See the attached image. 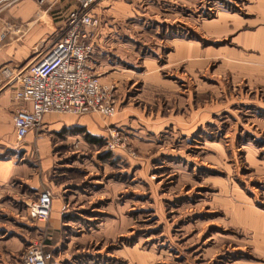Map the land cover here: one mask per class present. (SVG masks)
<instances>
[{
  "label": "rangeland",
  "instance_id": "rangeland-1",
  "mask_svg": "<svg viewBox=\"0 0 264 264\" xmlns=\"http://www.w3.org/2000/svg\"><path fill=\"white\" fill-rule=\"evenodd\" d=\"M7 1L0 94L18 86L5 68L40 58L70 8ZM131 11L100 33L105 67L119 69L108 80L116 114L85 135L42 124L35 140L52 160L34 144L0 183V264H25L35 242L49 264H264V0H141ZM44 188L68 203L58 228L29 217Z\"/></svg>",
  "mask_w": 264,
  "mask_h": 264
},
{
  "label": "built area",
  "instance_id": "built-area-1",
  "mask_svg": "<svg viewBox=\"0 0 264 264\" xmlns=\"http://www.w3.org/2000/svg\"><path fill=\"white\" fill-rule=\"evenodd\" d=\"M75 3L47 50L23 71L5 68L11 83H17L14 93L19 103L13 122L16 138L24 139L38 129L46 114L58 112L73 115L100 113L112 117L118 109L116 88L101 81L93 63V40L99 27L97 7L103 0H69ZM7 0H0V45L8 33L6 25ZM51 0H40L45 6ZM117 137L112 133L108 141L115 148ZM54 194L44 188L28 205L29 217L49 222ZM53 254L42 243L35 242L24 256L25 264H49Z\"/></svg>",
  "mask_w": 264,
  "mask_h": 264
},
{
  "label": "crops",
  "instance_id": "crops-1",
  "mask_svg": "<svg viewBox=\"0 0 264 264\" xmlns=\"http://www.w3.org/2000/svg\"><path fill=\"white\" fill-rule=\"evenodd\" d=\"M53 1H55V3L64 1L66 4H68L70 6L69 10L67 11L68 13L72 9H74L76 6L73 1H69V0H53ZM137 1H141V0H103L99 3L97 7L100 24H99V27L95 31V36L93 40L92 63L98 73H99V70L105 69L104 73H106V76H103V77L101 76V81L104 83H110V81L108 80L112 79L113 78L112 76H114L116 72H119V69H117L113 65H110L111 68L105 67L104 60L106 58L103 57V54H102V48H103L102 43H103V39H105L106 37L104 36V32L105 30L108 31V29L113 30V28L107 27L108 24H106V26H103V21L106 19L108 15L124 16V15H128L129 12L132 13L131 10H133ZM25 13L27 14L26 15L27 17L30 16L31 14L30 11L25 12ZM68 13L66 15H65V11L63 12L59 11L57 13L60 15L59 18H63V21H62L63 23H58L60 24L59 28L65 24V19ZM100 33L103 34L102 36L103 39L100 36ZM182 41L180 44L181 48L179 47L180 48L179 54H181L182 49H184L183 46L185 43L183 44ZM110 69H115V70L114 72H110L111 71ZM154 76H157V74H154ZM15 91L16 89L14 90V89L8 88L2 94H0V142L1 143L5 142V147L2 146L1 148L3 150H6L7 154L10 155L9 157L5 159H0V183H5L8 177L11 176L13 172V165H15L13 158L16 157V155L21 150H27V151L30 150V148H32L34 144H37L39 147V151L41 152L43 156L44 165L47 162H50L52 160L50 158V155H48V153L51 150L50 144L46 142V140L44 139L39 140L36 138L35 140L36 129H33L28 133V135L23 139L25 143L21 147H14L13 145H11L13 135L16 137L13 118H14L16 108L19 105V103L15 100V98H11V94L14 95ZM99 116H102L104 118H109L100 113H88V114H83V115H73L72 114V116H69L66 118V120H63L60 117H55V116L49 115L48 113L44 117L43 128L44 129L47 128L48 130H54L58 132L63 128L75 129L76 135H80V134L85 135L87 132L94 133L95 131H101V128L104 127V126L101 127V124H98ZM121 119H122V115H119V117H117L114 120V122H111V123L121 124L122 123ZM29 135H32L31 139H28ZM8 139L9 141H7ZM41 191L42 190H40L37 194H39ZM57 193L58 192L56 190L53 191L54 199H53L52 212H51L50 219H51L52 224L58 228L61 225V223H63L64 215H66L68 212V203L66 201H63L62 198H60V196Z\"/></svg>",
  "mask_w": 264,
  "mask_h": 264
},
{
  "label": "bare ground",
  "instance_id": "bare-ground-1",
  "mask_svg": "<svg viewBox=\"0 0 264 264\" xmlns=\"http://www.w3.org/2000/svg\"><path fill=\"white\" fill-rule=\"evenodd\" d=\"M8 30H10V29H8ZM11 30H12V29H11ZM11 30H10V31H11Z\"/></svg>",
  "mask_w": 264,
  "mask_h": 264
}]
</instances>
